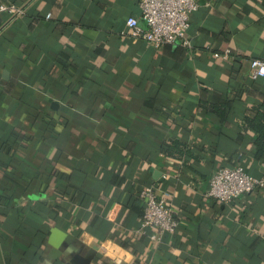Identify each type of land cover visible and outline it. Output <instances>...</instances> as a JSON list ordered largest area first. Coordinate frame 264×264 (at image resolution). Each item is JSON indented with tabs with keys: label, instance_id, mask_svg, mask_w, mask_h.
I'll list each match as a JSON object with an SVG mask.
<instances>
[{
	"label": "crops",
	"instance_id": "0c3cea01",
	"mask_svg": "<svg viewBox=\"0 0 264 264\" xmlns=\"http://www.w3.org/2000/svg\"><path fill=\"white\" fill-rule=\"evenodd\" d=\"M196 2L190 48L154 49L128 37L139 0H0L22 11L0 14V264H264V182L206 197L222 167L264 181L240 129L264 99V0ZM148 186L178 222L159 242L139 231Z\"/></svg>",
	"mask_w": 264,
	"mask_h": 264
},
{
	"label": "built area",
	"instance_id": "2783aa9c",
	"mask_svg": "<svg viewBox=\"0 0 264 264\" xmlns=\"http://www.w3.org/2000/svg\"><path fill=\"white\" fill-rule=\"evenodd\" d=\"M138 6L143 26L137 19L128 18V37L145 42L154 49L174 44L190 48L185 33L190 15L198 8L196 0H139ZM21 13V9L13 4H0V14L9 18H16ZM230 52L229 49L225 50L222 60L229 61ZM249 78L251 81L264 78V59H252L249 62ZM263 182L257 181L241 166L222 167L214 172L206 197L226 204L250 194ZM154 191V187L148 186L139 193L143 201L139 231L142 235H148L151 241L159 242L160 236L176 230L178 222L169 206Z\"/></svg>",
	"mask_w": 264,
	"mask_h": 264
},
{
	"label": "trees",
	"instance_id": "16d2710c",
	"mask_svg": "<svg viewBox=\"0 0 264 264\" xmlns=\"http://www.w3.org/2000/svg\"><path fill=\"white\" fill-rule=\"evenodd\" d=\"M226 108L227 106L221 103L209 105L202 104L203 110L214 114L220 120L226 118ZM240 129L242 131H249L253 134V158L256 161L264 162V99L260 106L252 107L249 113L243 117ZM162 153L168 158L179 161L191 155L186 144L180 141L170 142L166 147L162 148Z\"/></svg>",
	"mask_w": 264,
	"mask_h": 264
}]
</instances>
